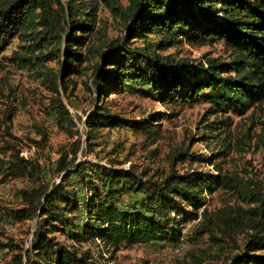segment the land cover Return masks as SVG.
I'll return each instance as SVG.
<instances>
[{"label":"trees","instance_id":"trees-1","mask_svg":"<svg viewBox=\"0 0 264 264\" xmlns=\"http://www.w3.org/2000/svg\"><path fill=\"white\" fill-rule=\"evenodd\" d=\"M122 8L119 0H104L109 10L121 17L126 26L125 39L106 44L100 50L89 45L97 29L99 5L64 4L62 0H0V54L19 38L22 52L9 58L20 67L45 66L63 58L60 74L44 68L53 98L51 113L57 125L67 130L73 125L71 114L61 102L59 80L80 73L79 64L94 61L92 85L98 99L121 94L130 84L139 86L147 97L158 96L165 104L197 106L207 104V116H244L264 104V0H127ZM151 37L159 38L150 42ZM142 41V46H133ZM183 42L198 47L223 43L230 51L228 62L219 59L198 62L173 60L160 52ZM87 49L84 58L82 49ZM104 49H106L104 51ZM89 59V60H85ZM88 86V85H87ZM165 116L156 114L142 121L126 120L101 112L91 114L86 122L89 137L95 139L103 128L127 127L148 138L157 139ZM230 117V116H228ZM8 119V117H7ZM225 131L230 118L219 122ZM182 156V155H180ZM176 157V156H175ZM189 155H186L187 160ZM199 159H201L199 157ZM86 164L61 157L54 173L61 175L60 184L43 183L37 177L39 166L17 156L0 158V176L14 178L20 174L35 176L31 189H23V208L11 210L15 220L38 219L31 248L21 250L16 264H102L92 248L95 245L115 254L121 244H149L168 238L177 241L181 225L198 220L196 231L208 235L214 246L234 239V234L248 229L249 240L242 254L226 258L224 264H264V195L250 192V204L256 208L220 209L214 214L205 208V190L213 194L224 189L245 195L246 186L236 178L219 174L216 182L193 172L181 175L171 172L161 182L142 181L132 170H111L102 175L103 190L96 188L86 203L87 222L72 236L78 247L66 246L55 238L61 224L70 223L68 213L78 210L76 191L69 189L72 177H83ZM248 189H250L248 187ZM147 194L142 210H120L117 203L129 192ZM175 218H171L172 215ZM172 229V230H170ZM217 231L224 238L217 236ZM5 248H18L0 244Z\"/></svg>","mask_w":264,"mask_h":264},{"label":"rangeland","instance_id":"rangeland-1","mask_svg":"<svg viewBox=\"0 0 264 264\" xmlns=\"http://www.w3.org/2000/svg\"><path fill=\"white\" fill-rule=\"evenodd\" d=\"M78 6L84 4L99 5L97 29L90 36L89 45L95 49L106 44L123 41L126 26L121 17L114 15L104 0H62ZM122 8L128 6L127 0H119ZM159 38L151 37L150 42ZM142 41L133 46H142ZM23 43L15 38L7 49L0 54V158L14 160L17 156L34 162L39 166L37 177L43 183L60 184L61 175L54 173L61 157L75 165L86 164L83 177L74 176L69 181V189L76 191L79 208L68 213L70 223L61 224L55 238L66 246L78 247L72 236L82 230L87 222L86 203L96 188L103 190L102 175L111 170L132 169L142 181L161 182L171 172L181 175L197 172L216 182L219 174L240 179L245 195L219 189L213 194L204 192L205 208L215 213L220 209L256 208L257 202L250 204L253 198L250 192L264 195V104L248 111L244 116L218 115L207 116V104L183 106L165 104L158 96L147 97L139 86L130 84L121 94H112L98 99L92 85L94 61L80 63V73L65 80L67 90L59 80L61 102L69 110L73 125L67 130L57 125V115L51 113L57 96L50 88L44 68L60 74L65 61L63 58L51 61L45 66L31 68L20 67L9 58L22 52ZM106 49H104L105 51ZM86 58L87 49H82ZM162 56H171L173 60H188L194 66L198 62L219 59L228 62L230 51L223 43L198 47L183 42L160 52ZM89 60V59H85ZM88 85V86H87ZM126 120L142 121L162 114L165 117L157 122V139L134 132L127 127L103 128L95 139L89 137L86 125L88 117L95 111ZM230 116V117H228ZM8 117V119H7ZM230 118L232 125L225 131L219 122ZM189 155L186 159V155ZM182 155V156H180ZM176 156V157H175ZM199 157L201 159H199ZM36 179L28 174L3 179L0 176V244H12L18 248L0 246V264H16L21 250L31 248L38 219L15 220L11 210L23 208L21 191L31 189ZM248 187L250 189H248ZM147 194L125 193L117 203L120 210H142ZM171 218H175L173 214ZM176 230L180 232L177 241L173 234L162 241L149 244L126 245L111 254V250L95 245H80L92 248L102 259V264H224L226 258L242 254L249 240V230L234 234V239L219 238L225 241L213 246L208 235H199L196 231L198 220L182 221ZM264 222V219H263ZM172 230V229H170ZM100 255L103 257L101 258Z\"/></svg>","mask_w":264,"mask_h":264}]
</instances>
